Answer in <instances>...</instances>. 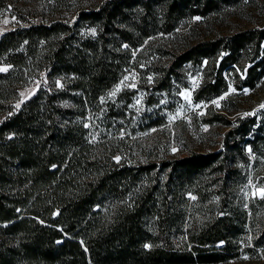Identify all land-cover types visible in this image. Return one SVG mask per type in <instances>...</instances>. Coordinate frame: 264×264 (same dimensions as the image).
I'll return each instance as SVG.
<instances>
[{"label": "trees", "instance_id": "trees-1", "mask_svg": "<svg viewBox=\"0 0 264 264\" xmlns=\"http://www.w3.org/2000/svg\"><path fill=\"white\" fill-rule=\"evenodd\" d=\"M234 1L94 0L72 17L3 32L0 67H10L0 71V264H222L239 254L248 224L254 247L264 246V222L255 210L249 220L235 197L233 138L245 136L248 123L227 131L215 151L129 162L119 144L77 142L74 110L65 104L73 87L91 97L112 87L149 36ZM263 40L264 25L185 37L179 49L163 51L151 90H170L183 64L214 56L202 91L215 92L223 69L248 50L253 61ZM256 66L247 67L245 85H253ZM25 69L42 72L48 85L17 108Z\"/></svg>", "mask_w": 264, "mask_h": 264}, {"label": "rangeland", "instance_id": "rangeland-1", "mask_svg": "<svg viewBox=\"0 0 264 264\" xmlns=\"http://www.w3.org/2000/svg\"><path fill=\"white\" fill-rule=\"evenodd\" d=\"M4 1L6 4L0 8V36L23 23L72 17L74 8L94 0ZM263 25L264 0H236L220 3L218 8L204 14L189 16L170 32L149 36L133 49L123 75L103 94L91 97L85 88L73 87L65 104L74 110L76 141L119 144L121 155L129 162L156 161L191 151H215L224 145L227 131L248 123V133L233 138L235 197L247 210L249 220L255 210V220L264 222V197L260 194L264 189V107H261L264 105V40L253 61V53L248 50L237 64L223 69L222 82L215 92L202 91L213 77L217 63L214 56L205 57L198 64H183L170 90H151L159 75L156 67L165 64L163 51L179 49L185 37H213ZM254 62L257 66L250 76L254 83L248 86L244 84L247 67ZM9 67L4 64L0 68ZM24 73L14 101L16 105L34 95L40 86L48 85L42 72L25 69ZM56 85L63 87L61 78L56 79ZM113 92L115 95H111ZM151 120L162 123L143 129ZM187 196L190 200L195 198L192 193ZM247 230L239 254L222 264H264V246L254 247V230L249 224Z\"/></svg>", "mask_w": 264, "mask_h": 264}, {"label": "snow or ice", "instance_id": "snow-or-ice-1", "mask_svg": "<svg viewBox=\"0 0 264 264\" xmlns=\"http://www.w3.org/2000/svg\"><path fill=\"white\" fill-rule=\"evenodd\" d=\"M0 71H7V69L6 68H0ZM125 79H127V77H125ZM118 90L119 89H117V91ZM111 95H115V92H113ZM186 99H187V96H186ZM221 99H223V97H221ZM214 103L218 104V102H215V101H214ZM16 107L19 108V105H16ZM261 107H264V105H261ZM260 194H261L262 197H264V189L260 190ZM146 247H147V245H146Z\"/></svg>", "mask_w": 264, "mask_h": 264}]
</instances>
